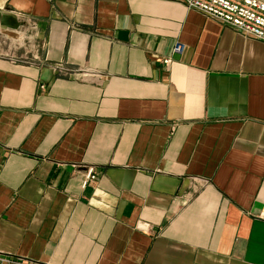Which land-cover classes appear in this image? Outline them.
Instances as JSON below:
<instances>
[{
	"label": "crops",
	"instance_id": "crops-1",
	"mask_svg": "<svg viewBox=\"0 0 264 264\" xmlns=\"http://www.w3.org/2000/svg\"><path fill=\"white\" fill-rule=\"evenodd\" d=\"M0 12L35 24L0 25L5 264H264V42L181 0Z\"/></svg>",
	"mask_w": 264,
	"mask_h": 264
},
{
	"label": "built area",
	"instance_id": "built-area-1",
	"mask_svg": "<svg viewBox=\"0 0 264 264\" xmlns=\"http://www.w3.org/2000/svg\"><path fill=\"white\" fill-rule=\"evenodd\" d=\"M181 2L186 9L196 10L233 28L245 37L255 38L264 42V0H181ZM21 26L23 28L25 26L35 28L34 23L27 21H20L18 28L5 27L6 32L4 33L5 37L3 39L7 44H18ZM183 48L180 42H175L171 49V55L159 58L158 61H161L164 65H168L172 61L173 55L182 54ZM9 56L12 60L18 59L12 53ZM53 68L58 72H70L81 78L92 74V72L81 67L69 68L58 64ZM96 179L97 172L95 168L93 166L88 167L83 177L82 187L95 182ZM9 261H12V258L0 252V264H5Z\"/></svg>",
	"mask_w": 264,
	"mask_h": 264
},
{
	"label": "water",
	"instance_id": "water-1",
	"mask_svg": "<svg viewBox=\"0 0 264 264\" xmlns=\"http://www.w3.org/2000/svg\"><path fill=\"white\" fill-rule=\"evenodd\" d=\"M0 25L9 28H18L20 22L12 15L0 12Z\"/></svg>",
	"mask_w": 264,
	"mask_h": 264
}]
</instances>
